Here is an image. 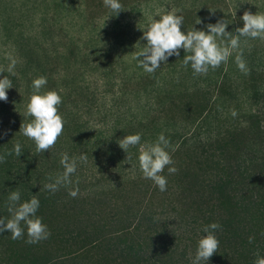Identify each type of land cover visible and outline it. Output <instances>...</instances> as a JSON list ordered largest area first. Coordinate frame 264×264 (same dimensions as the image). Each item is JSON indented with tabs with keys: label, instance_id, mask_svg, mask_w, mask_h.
Wrapping results in <instances>:
<instances>
[{
	"label": "trees",
	"instance_id": "1",
	"mask_svg": "<svg viewBox=\"0 0 264 264\" xmlns=\"http://www.w3.org/2000/svg\"><path fill=\"white\" fill-rule=\"evenodd\" d=\"M210 12L213 9L190 10L189 23L187 19L183 26L190 30L198 19L207 20ZM190 54L181 52L177 57L180 75L169 78L165 96L158 99L162 108L146 122L130 120L125 129L100 140L98 147L90 146L73 119L66 121L55 146L44 153H38L35 142L20 130L10 131L15 125L0 132V156L5 157L0 162V219L12 218L11 192L20 193L17 207L35 195L40 202L36 216L51 233L35 244L26 242L23 223L22 239L0 233V264H192L198 241L207 235L203 228L212 223L221 226L214 233L219 249L200 264H254L257 256L264 257L261 117L250 115L248 125L227 124L223 103L233 102L238 90L216 80L203 85L210 77L195 75L191 64L183 63ZM41 65L38 62L39 77L47 79ZM223 71L221 67L217 73ZM244 83L254 98L263 96L264 56L254 57V69ZM155 85L150 78L144 89H152L156 97ZM177 123L187 128L185 134L164 132ZM161 133L169 138L166 151L174 161L169 167L177 169L174 174L167 168L162 173L167 179L164 192L144 178L138 161L140 147L154 144ZM134 134L141 135L140 144L125 153L118 142ZM17 143L22 148L19 157L13 151ZM64 153L77 158V170L71 184H61L52 193L45 185L63 174ZM82 154L88 157L86 163L78 159ZM96 162L101 168L94 173L88 165ZM76 188L79 193L73 198L69 192Z\"/></svg>",
	"mask_w": 264,
	"mask_h": 264
},
{
	"label": "rangeland",
	"instance_id": "2",
	"mask_svg": "<svg viewBox=\"0 0 264 264\" xmlns=\"http://www.w3.org/2000/svg\"><path fill=\"white\" fill-rule=\"evenodd\" d=\"M119 2L123 8L115 15L103 0H0V79L7 76L13 86L7 90V102L0 101V132L11 125L16 128L10 131H19L22 124L29 123L30 117L25 116V112L30 97L38 94L34 93L32 82L39 78V62L47 74V84L40 95L56 91L64 104V107L62 103L59 105V114L65 123L73 119L90 146L98 147L100 140L125 129L130 120L151 119L153 112L162 108L158 99L165 96L169 78L180 75L176 56L170 57L152 74L146 73L135 58V53L147 44L142 37L153 19L175 9L177 15L187 21L190 10L213 9L207 20L193 25L190 30L207 32L208 24L223 20L228 23L226 31L235 36L236 29L243 27L241 17L245 11L264 13V0ZM185 27L181 30L190 31ZM221 39L228 44V38H217L218 42ZM241 50L250 70L248 74L236 63V55ZM262 56L264 40L241 37L240 50L233 51L227 63L202 75L210 77L205 86L216 80L218 84H233L238 90L233 102L223 103L227 124L248 125L250 115L258 114L264 126V94L254 98L252 91L244 89V81L254 69V57ZM13 59L16 64L10 73L8 68ZM221 67L224 71L217 73ZM150 78L156 82V97L152 89H144L145 81ZM233 110L237 113L235 117ZM186 129L177 123L164 132L171 136L182 135ZM88 166L94 167L96 173L100 171L101 162Z\"/></svg>",
	"mask_w": 264,
	"mask_h": 264
},
{
	"label": "clouds",
	"instance_id": "3",
	"mask_svg": "<svg viewBox=\"0 0 264 264\" xmlns=\"http://www.w3.org/2000/svg\"><path fill=\"white\" fill-rule=\"evenodd\" d=\"M103 2L115 15L122 11L123 6L119 0H103ZM177 11L174 9L161 15L159 19H153L147 31H144L142 39L146 40L147 44L135 53V58L146 73H155L161 67V64L166 63L170 57H179L180 50L183 49L185 53H191L184 56V65L188 66L190 63L195 75H206L210 68L215 70L221 64L227 63L233 51L240 50L241 37L264 40V13L252 14L245 11L241 17L243 27L237 28V35L233 36L232 33L226 31L228 23L223 20L217 21L215 24H208L206 26L207 32L192 29L185 33L181 30L183 16L177 15ZM199 23L201 21L198 19L197 24ZM217 38H228V44L225 45L223 39L218 42ZM242 56L241 50L236 55V63L242 72L248 74L250 70L247 68ZM15 64L16 61L13 59L8 68L10 73L13 72ZM46 84L47 79L43 76L33 80L34 93H39ZM11 88H13L12 82L7 76L0 79V101L7 102V90ZM61 103L62 97L56 91H48L43 95L33 94L30 97L25 116L32 117V120L29 123L22 124L20 132L35 142L38 153L48 152L52 149L63 133L65 121L59 114ZM232 115L234 117L237 115L235 110H233ZM140 141L141 135L134 134L125 136L119 140L118 144L126 153L130 147L139 145ZM168 146L169 141L161 133L154 144L140 147L138 157L139 167L144 178L153 181L161 192L167 190V179L162 175L165 168L168 169L170 174L177 172L175 167H169L174 164V161L166 151ZM13 151L17 157L21 156V145L17 143ZM11 154V152L8 153V155ZM4 159V156H0V162H3ZM78 159L86 163L88 157L86 154H82ZM60 163L64 169L63 174L56 179L55 183L45 185V188L52 193L58 191L61 184H71L70 177L77 170V158L70 159L67 153L62 154ZM78 193L79 189L76 188L70 191L69 195L75 198ZM19 200L20 193L18 191L11 192L9 196L11 203L8 210L12 213V218L7 222L0 219V233L7 231L11 233L13 240L22 239L25 234V229L21 226L23 223L27 228L29 238L26 241L27 243L35 244L48 239L51 233L47 225L42 222L41 218L36 216L40 207L39 200L33 195L30 201L19 204L17 207ZM220 227L218 223H212L203 228L207 235L198 241L195 259L192 264H200L201 261L207 262L217 253L220 242L214 233ZM254 264H264V257L257 256Z\"/></svg>",
	"mask_w": 264,
	"mask_h": 264
}]
</instances>
